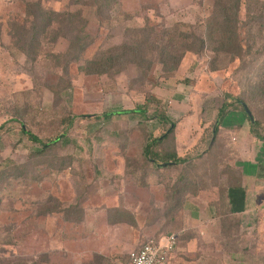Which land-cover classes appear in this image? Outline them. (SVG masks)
<instances>
[{"label":"rangeland","instance_id":"obj_1","mask_svg":"<svg viewBox=\"0 0 264 264\" xmlns=\"http://www.w3.org/2000/svg\"><path fill=\"white\" fill-rule=\"evenodd\" d=\"M227 2L228 21L211 32L217 0H0V126L10 127L0 137V264H122L166 234L179 238L170 264H222L221 248L241 236L226 207L221 231L203 205L223 154L221 140L208 153L203 120L243 99L264 126V100H250L264 73V0ZM137 109L147 114L95 117ZM161 118L175 129L158 149L186 163L146 158L167 131ZM21 124L42 139L66 135L42 151Z\"/></svg>","mask_w":264,"mask_h":264},{"label":"crops","instance_id":"obj_2","mask_svg":"<svg viewBox=\"0 0 264 264\" xmlns=\"http://www.w3.org/2000/svg\"><path fill=\"white\" fill-rule=\"evenodd\" d=\"M237 113L231 112L225 118L217 135V143L221 140L223 153L221 167H227L226 172L221 170V208L226 207L231 212L234 235L237 240L238 234L241 236L235 247L221 248V263L264 264V141L252 134L251 124L246 118L234 120ZM216 118L214 121L203 120V133L210 130ZM209 193L214 198H209L203 205L208 207L207 210L213 209L211 219L215 220L213 202L218 200V191L215 193L211 189ZM203 210L196 211L194 218L201 220ZM223 221H226V215L221 213V231L226 230Z\"/></svg>","mask_w":264,"mask_h":264},{"label":"trees","instance_id":"obj_3","mask_svg":"<svg viewBox=\"0 0 264 264\" xmlns=\"http://www.w3.org/2000/svg\"><path fill=\"white\" fill-rule=\"evenodd\" d=\"M228 0H217V4H216V9L214 10V13L212 14V16L210 18H212L211 20H208V22L205 24L207 25L210 29L211 32H213L214 30L219 31V29L221 28V17L225 20L228 21V17H229V10L230 8H232L231 3L227 2ZM236 2H238L240 4V0H234ZM221 2L223 3L222 5V13H221ZM238 4V5H239ZM238 5L236 7H238ZM237 10H239V8H235ZM54 12L52 13V17H43V20L45 19V21H43L42 24H39V26H36L35 22H31V24L34 26H36L35 28L38 29V31L34 34L32 38L36 41L39 40L48 30V28L53 25V16H57L55 15ZM45 14L44 11L42 12V15ZM31 16H33L34 18H36L35 14H30ZM214 16V17H213ZM73 20V17H71V21ZM217 33V32H216ZM201 44H204L203 38H199ZM74 47V46H72ZM85 49L82 50L81 54H84ZM234 55H238L235 54ZM236 57V56H235ZM103 61V60H102ZM110 61V60H108ZM108 61H103V64H98L99 69L102 68V70H99L100 74H106L108 72V69H110L108 67ZM112 61V59H111ZM95 61H92V64H94ZM96 69V68H95ZM254 95V96H253ZM261 95V96H260ZM250 97H251V101L253 103L259 101V100H264V73L262 75H260V77L258 78V80L255 79L253 86H251V92H250ZM256 97H259L256 98ZM251 102L249 101H245L243 99H239L237 101H235L234 103L226 100L221 109L218 112L216 121L214 122L213 126L210 128V132H205V139L203 143H207L208 144V153L214 154L215 153V149H216V143H217V135L219 132V128L221 127L223 121L225 120V118L231 113V112H237V111H242L244 113H246V116L248 118V121L251 124V128H252V134L264 141V127L263 123H261L258 119L254 118L252 111V107H251ZM246 108L250 110V112L253 115V121L250 119V117L248 116L247 112H246ZM131 114H140L145 116L147 114V110L141 111L140 109L137 110H118L115 112H107L104 113L102 115H97L95 116L97 119H105V120H111L113 117L116 116H124V115H131ZM76 119V117H72L71 119L65 120V124H67L68 122V126L70 127L74 120ZM162 120V125L166 128L167 126V119L166 118H161ZM16 121V120H13ZM22 125V132L23 134L28 138V140L33 143L38 145L42 151L44 150H48L50 148H52L55 144H57L58 142H60L63 138H65L66 133L60 134L59 136L53 138V139H42L40 138L38 135H36L35 133H33L30 130H27L23 124ZM10 129V127L7 124H4L2 126H0V137L2 135H4L8 130ZM175 126H173L170 123V128L167 126V131L165 132V134L162 137H157L153 140V142L148 145L145 150H144V154L146 156L147 159H149L151 162L155 163L157 166L159 167H163V168H168L173 164H183L186 163L187 159L186 158H182L180 157L176 151L173 150H169V149H158V144L163 143L170 134H172L174 132ZM204 137V136H203ZM205 150V151H207ZM214 168L211 172V175L215 176L212 177L214 180L218 181V183H211L210 187L208 186V188L206 190H211L214 187L217 188L218 191V200H216L215 202H213L214 205V209L216 212V219L220 220L221 222V162H214L213 163ZM223 174V173H222ZM163 236V235H162ZM161 237V236H159ZM158 237V238H159ZM178 245H179V241H178ZM177 245V249L174 252L173 256H172V260H174V256H176V252L179 248V246Z\"/></svg>","mask_w":264,"mask_h":264},{"label":"built area","instance_id":"obj_4","mask_svg":"<svg viewBox=\"0 0 264 264\" xmlns=\"http://www.w3.org/2000/svg\"><path fill=\"white\" fill-rule=\"evenodd\" d=\"M177 245L178 237L174 234L150 239L131 253L122 264H170Z\"/></svg>","mask_w":264,"mask_h":264},{"label":"water","instance_id":"obj_5","mask_svg":"<svg viewBox=\"0 0 264 264\" xmlns=\"http://www.w3.org/2000/svg\"><path fill=\"white\" fill-rule=\"evenodd\" d=\"M246 112H247L248 116L250 117V119L253 121V115L250 112V110L246 108Z\"/></svg>","mask_w":264,"mask_h":264}]
</instances>
